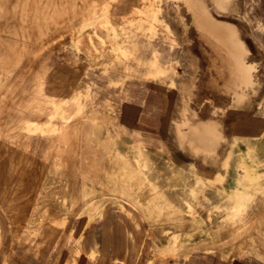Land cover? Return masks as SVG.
<instances>
[{
	"label": "rangeland",
	"instance_id": "rangeland-1",
	"mask_svg": "<svg viewBox=\"0 0 264 264\" xmlns=\"http://www.w3.org/2000/svg\"><path fill=\"white\" fill-rule=\"evenodd\" d=\"M37 1L0 0V264H264V128L215 174L128 125L172 2ZM222 1L260 28L264 0Z\"/></svg>",
	"mask_w": 264,
	"mask_h": 264
},
{
	"label": "crops",
	"instance_id": "crops-1",
	"mask_svg": "<svg viewBox=\"0 0 264 264\" xmlns=\"http://www.w3.org/2000/svg\"><path fill=\"white\" fill-rule=\"evenodd\" d=\"M167 1L176 44L159 43L156 72L134 75L128 125L135 123L142 143L177 145L183 158L218 174L233 137L264 128L256 117L264 100V13L258 29L252 10L234 3ZM245 113L247 120H237Z\"/></svg>",
	"mask_w": 264,
	"mask_h": 264
},
{
	"label": "bare ground",
	"instance_id": "bare-ground-1",
	"mask_svg": "<svg viewBox=\"0 0 264 264\" xmlns=\"http://www.w3.org/2000/svg\"><path fill=\"white\" fill-rule=\"evenodd\" d=\"M2 1V0H1ZM23 1V0H22ZM37 0H35V2H36ZM51 1V0H50ZM54 1V0H53ZM58 1V0H57ZM62 2H63V0H61ZM70 1V0H69ZM72 1H74V0H72ZM80 1V0H79ZM85 1V0H84ZM99 1V0H98ZM4 2V1H3ZM13 2V1H12ZM26 3V2H25ZM37 3H38V1H37ZM67 3V2H66ZM79 3V2H78ZM77 3V4H78ZM188 3L190 4V5H192L193 7H195V8H203V6H202V3L199 1V0H190V1H188ZM19 4V3H18ZM34 4V3H33ZM43 4V3H42ZM41 4V5H42ZM51 4V3H50ZM58 4V3H57ZM65 4V3H64ZM100 4V3H99ZM110 4V3H109ZM117 4V3H116ZM29 5H31V4H29ZM29 5H28V7H29ZM39 5V4H38ZM63 5V4H62ZM61 5V6H62ZM66 5V4H65ZM70 5V4H69ZM84 5H86V4H84ZM89 5H91V4H89ZM115 5V4H114ZM53 6V5H52ZM0 7H2L1 5H0ZM24 7V6H23ZM41 7V6H40ZM43 7V6H42ZM56 7H57V5H56ZM67 7V6H66ZM99 7V6H98ZM21 8H22V6H21ZM26 8V7H25ZM48 8V7H47ZM116 8V7H115ZM7 9V8H6ZM30 9V8H29ZM38 9V8H37ZM44 9V8H43ZM52 9V8H51ZM55 9V8H54ZM71 9V8H70ZM11 10V9H10ZM17 10V9H16ZM22 10V9H21ZM20 9H19V11H21ZM26 10H27V8H26ZM26 10H23V11H26ZM32 10V9H31ZM39 10V9H38ZM57 10H59V9H57ZM77 10V9H76ZM13 11V10H12ZM40 11V10H39ZM48 11H50L49 10V8H48ZM53 11V10H52ZM69 11V10H68ZM71 11V10H70ZM69 11V12H70ZM22 12V11H21ZM44 12H45V9H44ZM106 12V11H105ZM23 13H25V12H23ZM62 13V12H61ZM60 13V14H61ZM4 14V13H3ZM10 14V13H9ZM14 14H16L15 12H14ZM18 14V13H17ZM32 14V13H31ZM45 14V13H44ZM43 14V15H44ZM72 14V13H71ZM41 15H42V13H41ZM64 15H65V13H64ZM7 16H9V15H7ZM18 16V15H17ZM27 16V15H26ZM52 16V15H51ZM50 16V17H51ZM69 16V15H68ZM1 17V16H0ZM24 17V16H23ZM7 18V17H6ZM27 18H29V17H27ZM26 18V19H27ZM36 18V17H35ZM40 18V17H39ZM42 18H43V16H42ZM46 18V17H45ZM69 18V17H68ZM55 19V18H54ZM12 20V19H11ZM11 20H9L10 22H11ZM38 20V19H37ZM41 20V19H40ZM53 20V19H52ZM69 20H70V18H69ZM8 21V22H9ZM17 22V21H16ZM20 22V21H19ZM24 22V21H23ZM36 22V21H35ZM43 22V21H42ZM53 22V21H52ZM55 22V21H54ZM25 23V22H24ZM37 23V22H36ZM19 24V23H18ZM22 24V23H21ZM41 24V23H40ZM47 24V23H46ZM60 24V23H59ZM29 25V24H28ZM2 26H3V24H2ZM38 26V25H37ZM36 26V27H37ZM41 25H39V27H40ZM6 27V26H5ZM9 27V26H8ZM48 27V26H47ZM4 28V27H3ZM20 28V27H19ZM22 28H24V27H22ZM27 28V27H26ZM25 28V29H26ZM21 29V28H20ZM42 29V28H41ZM49 29V28H48ZM38 30V29H37ZM40 30V29H39ZM38 30V31H39ZM61 30V29H60ZM25 31H27V30H25ZM49 31H51V30H49ZM7 32H8V30H7ZM12 32H14V31H12ZM36 32V31H35ZM43 32V31H42ZM31 33V32H30ZM40 33V32H39ZM45 33V32H44ZM32 34V33H31ZM30 34V35H31ZM42 34V33H41ZM46 34V33H45ZM75 34H76V32H75ZM19 35V34H18ZM22 35V34H21ZM23 35H25V34H23ZM29 35V36H30ZM72 35V34H71ZM20 36V35H19ZM39 36V35H38ZM43 36V35H42ZM47 37V36H46ZM43 38V37H42ZM21 39V38H20ZM36 39H37V37H36ZM63 40V39H62ZM46 42V41H45ZM129 44H131V46L133 47V45L135 44V40L134 39H131V40H129V42H128ZM49 45V44H48ZM70 45V44H69ZM53 48V47H52ZM41 60V59H40ZM168 93V92H167ZM166 93V94H167ZM154 98H156L155 96H154ZM157 100V99H156ZM155 100V102H157ZM160 102H161V100H159ZM160 113H162V112H160ZM92 114V113H91ZM258 114V113H257ZM90 116V115H89ZM84 118V117H83ZM96 127V126H95ZM102 127V126H101ZM101 127H99L98 126V128H99V130H100V128ZM97 128V129H98ZM96 129V130H97ZM101 129H103V128H101ZM97 132V131H96ZM101 132H102V130H101ZM65 133V132H64ZM93 133V132H92ZM91 135H93V134H91ZM97 135L98 134H96V137H97ZM187 135H189V134H187ZM201 135V134H200ZM79 137V136H78ZM100 137V136H99ZM107 139H109V138H107ZM98 140L100 141V139L98 138ZM193 140V139H192ZM108 144V143H107ZM8 145H9V143H8ZM109 145V144H108ZM199 146V145H198ZM14 148H15V146H14ZM5 149V148H4ZM9 151V150H8ZM7 151V152H8ZM72 153V152H71ZM71 153H70V155H71ZM69 154V153H68ZM217 154V153H216ZM70 155H68L69 157H70ZM64 157L66 156V155H63ZM34 157V156H33ZM26 158V157H25ZM36 158V157H35ZM63 159V158H62ZM69 159V158H68ZM38 160H39V158H38ZM29 161V160H28ZM40 161V160H39ZM67 161V160H66ZM108 162V161H107ZM66 164V163H65ZM37 165V164H36ZM48 165V164H47ZM87 167V166H86ZM232 167H233V165H232ZM21 169V168H20ZM39 169V168H38ZM250 169V168H249ZM262 170V169H261ZM251 171V170H250ZM253 172V171H252ZM78 173H80V172H78ZM253 173H255V171L253 172ZM246 175V174H245ZM26 176V175H25ZM95 176V175H94ZM68 177V176H67ZM73 177V176H72ZM96 177V176H95ZM39 178V177H38ZM60 178V177H59ZM70 178V177H69ZM33 179H34V176H33ZM35 180V179H34ZM86 182V181H85ZM34 183V182H33ZM55 183V182H54ZM63 183V182H62ZM87 183V182H86ZM242 183V182H241ZM38 184V183H37ZM247 185V184H246ZM60 186V185H59ZM39 187V186H38ZM96 187V186H95ZM101 187V186H100ZM78 191V190H77ZM82 192V191H81ZM43 193H44V191H43ZM78 193V192H77ZM31 194V193H30ZM50 194V193H49ZM80 195V194H79ZM43 197V196H42ZM51 197V196H50ZM44 202V201H43ZM226 202H228V201H226ZM17 210V209H16ZM73 210H74V208H73ZM76 210V209H75ZM170 211V210H169ZM147 213V212H146ZM215 216V215H214ZM220 218V217H219ZM163 224V223H162ZM190 224V223H189ZM167 225V224H166ZM112 226H113V229H114V231L115 232H117V233H119L120 235H121V240H119L116 244H115V250H116V253L117 254H120V253H125V251H126V243H125V240H124V229H122V228H119V227H117L116 225H115V223H112ZM161 228V227H160ZM221 230V229H220ZM158 231H160V230H158ZM184 231V230H183ZM221 232V231H220ZM217 234V233H216ZM218 235V234H217ZM198 239V238H197ZM188 240V239H187ZM163 243V242H162ZM194 244V243H193ZM258 247V246H257ZM230 248V247H229ZM256 248V247H255ZM231 249V248H230ZM261 250V249H260ZM9 253V252H8ZM256 253V252H255ZM242 259V258H241ZM263 259V258H262Z\"/></svg>",
	"mask_w": 264,
	"mask_h": 264
}]
</instances>
